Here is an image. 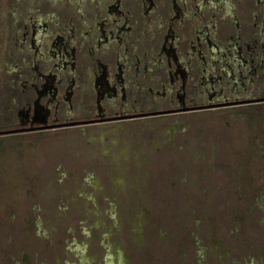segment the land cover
Listing matches in <instances>:
<instances>
[{
	"label": "rangeland",
	"instance_id": "rangeland-1",
	"mask_svg": "<svg viewBox=\"0 0 264 264\" xmlns=\"http://www.w3.org/2000/svg\"><path fill=\"white\" fill-rule=\"evenodd\" d=\"M0 264H264V104L7 141Z\"/></svg>",
	"mask_w": 264,
	"mask_h": 264
},
{
	"label": "flooded vegetation",
	"instance_id": "flooded-vegetation-1",
	"mask_svg": "<svg viewBox=\"0 0 264 264\" xmlns=\"http://www.w3.org/2000/svg\"><path fill=\"white\" fill-rule=\"evenodd\" d=\"M264 104V0H0V146Z\"/></svg>",
	"mask_w": 264,
	"mask_h": 264
}]
</instances>
